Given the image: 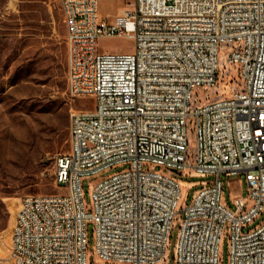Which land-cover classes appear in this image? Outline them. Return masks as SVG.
<instances>
[{
  "label": "built area",
  "instance_id": "obj_1",
  "mask_svg": "<svg viewBox=\"0 0 264 264\" xmlns=\"http://www.w3.org/2000/svg\"><path fill=\"white\" fill-rule=\"evenodd\" d=\"M59 1L68 94L94 105L71 112L70 151L56 163L60 193L21 200L9 264H93L90 228L101 264H220L227 228L230 264H264V223L245 230L264 214V0H122L106 15L104 0ZM101 38H131L134 50L103 52ZM231 45L241 84L194 105L198 88L218 85L220 49ZM116 168L88 207L83 180ZM188 175L213 180L191 182L196 191L180 207ZM223 176H240L247 196L227 201Z\"/></svg>",
  "mask_w": 264,
  "mask_h": 264
},
{
  "label": "rangeland",
  "instance_id": "obj_2",
  "mask_svg": "<svg viewBox=\"0 0 264 264\" xmlns=\"http://www.w3.org/2000/svg\"><path fill=\"white\" fill-rule=\"evenodd\" d=\"M126 6L127 3L122 0H104L100 8L106 15L115 14ZM66 35L59 0H0V264H9L16 259L11 248V233L21 200L28 195L60 193L56 185V163L61 155L70 151V122L66 129L68 142H60L57 134L61 128L60 121L50 111L49 105L60 96L67 97L56 87L61 73L67 77ZM134 44L131 38L99 40L100 50L107 53H132ZM232 46L220 49L218 85L198 88L194 94V105L227 98L241 84L238 68L229 62V48ZM69 98L70 115L74 109H87L94 105L90 98L73 99L70 95ZM188 141L189 162H193L197 138L191 123L188 126ZM122 169H110L83 180L88 207L92 203L91 193L95 185ZM182 179L187 183L182 186L180 207L189 204L196 191L191 182L213 180L209 176L190 175ZM222 179L227 201L235 195L247 196L248 185L240 176H223ZM181 221L179 215L171 232L170 260L174 257ZM262 223L264 214L245 230L254 229ZM220 257V264H230L228 228L223 236ZM88 260L101 264L94 250L92 228Z\"/></svg>",
  "mask_w": 264,
  "mask_h": 264
},
{
  "label": "trees",
  "instance_id": "obj_3",
  "mask_svg": "<svg viewBox=\"0 0 264 264\" xmlns=\"http://www.w3.org/2000/svg\"><path fill=\"white\" fill-rule=\"evenodd\" d=\"M56 87L61 94H66L67 97H59L49 105V109L52 113H55L60 121L61 128L58 129L57 134L60 142H68L67 126L70 122V108H69V95L67 91V77L61 73L56 81ZM66 146V145H65Z\"/></svg>",
  "mask_w": 264,
  "mask_h": 264
}]
</instances>
